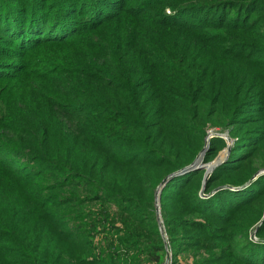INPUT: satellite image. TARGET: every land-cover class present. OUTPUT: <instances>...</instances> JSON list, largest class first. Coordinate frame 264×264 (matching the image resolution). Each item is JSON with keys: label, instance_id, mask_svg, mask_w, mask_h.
<instances>
[{"label": "trees", "instance_id": "1", "mask_svg": "<svg viewBox=\"0 0 264 264\" xmlns=\"http://www.w3.org/2000/svg\"><path fill=\"white\" fill-rule=\"evenodd\" d=\"M157 190L172 264H264V0H0V264H163Z\"/></svg>", "mask_w": 264, "mask_h": 264}, {"label": "rangeland", "instance_id": "2", "mask_svg": "<svg viewBox=\"0 0 264 264\" xmlns=\"http://www.w3.org/2000/svg\"><path fill=\"white\" fill-rule=\"evenodd\" d=\"M213 135H219V136H221V137H223V138H225L226 139V141H227V144H230L231 143V139L227 136V133L226 132H217V134L213 131V133L211 134V136H213ZM225 150H221V151H219V153L217 154L218 156L222 153V152H224ZM225 154H226V151H225ZM223 155V157H222V159H224L225 158V156L226 155ZM200 157V156H199ZM198 157V158H199ZM201 159H203V157H201ZM221 159V160H222ZM214 160V159H213ZM212 160V161H213ZM220 160V161H221ZM197 161L199 162L200 160H198L197 159ZM217 162H219L218 160H217V158H216V160L214 161V162H212V163H210L209 164V162L208 163H204L205 164V166L203 167L204 169H209V171L211 170V168H213L214 167V165L217 163ZM156 192H158V190L157 191H155V204L156 203H158V205H159V202H157V200H156V198H157V196H156ZM110 206V205H109ZM114 208H113V206H110V208H109V210H113ZM108 210V211H109ZM159 210H160V208H159ZM155 214H156V212H155ZM157 217V216H156ZM157 220H158V222H159V225H160V227H159V231H160V233H161V237H162V239L164 240V245H165V250H166V252H165V258H164V263L163 264H172V261H173V257H172V251H171V248H170V245H169V242H168V239H167V235H166V233L164 232V230H163V225H162V223H161V221H160V219H158L157 218ZM102 225H100L99 227H101ZM101 231H103V230H99V233L96 235V237H95V243L97 244V247H98V249L100 250V251H103V247L105 246V244H106V241L105 240H103V234H101L100 232ZM107 254V253H106ZM176 261H177V264H193V262H194V256H193V254L190 252V251H183V252H181V253H179L178 254V256L176 257Z\"/></svg>", "mask_w": 264, "mask_h": 264}, {"label": "water", "instance_id": "3", "mask_svg": "<svg viewBox=\"0 0 264 264\" xmlns=\"http://www.w3.org/2000/svg\"><path fill=\"white\" fill-rule=\"evenodd\" d=\"M230 144H227V146L225 147V148H223L222 150H225L226 151V156H225V158L227 157V155H228V153H229V151H230V146H229ZM206 150V144H205V146L201 149V153H200V155H203V153H204V151ZM218 157V155L214 158V160L213 161H211V162H209V164L210 163H212V162H214L215 160H216V158ZM224 158V159H225ZM197 159H198V157H197ZM197 159H195V161H194V165H193V167H192V169L194 168H203L204 166H205V164L202 162V159L199 161V162H197ZM224 159H222L221 161H219V162H217L215 165H214V167H216L219 163H221ZM213 167V168H214ZM213 168H211V169H213ZM208 173H209V169L207 168V169H205V173H204V180H206L207 179V177H208ZM171 176H167V177H165L161 182H160V188L158 187V189L159 190H161V187L169 180V178H170ZM215 190H217V189H215ZM156 196H157V198H156V200H157V202H158V192H156ZM155 212H156V216H157V218L159 219V217H160V214H159V212H160V210H159V205H158V203H156L155 204Z\"/></svg>", "mask_w": 264, "mask_h": 264}, {"label": "built area", "instance_id": "4", "mask_svg": "<svg viewBox=\"0 0 264 264\" xmlns=\"http://www.w3.org/2000/svg\"><path fill=\"white\" fill-rule=\"evenodd\" d=\"M213 133L212 130L207 131V138L211 137V134Z\"/></svg>", "mask_w": 264, "mask_h": 264}, {"label": "bare ground", "instance_id": "5", "mask_svg": "<svg viewBox=\"0 0 264 264\" xmlns=\"http://www.w3.org/2000/svg\"><path fill=\"white\" fill-rule=\"evenodd\" d=\"M201 156H202V155H200V157L198 158V160H201ZM197 162H198V161H197Z\"/></svg>", "mask_w": 264, "mask_h": 264}]
</instances>
